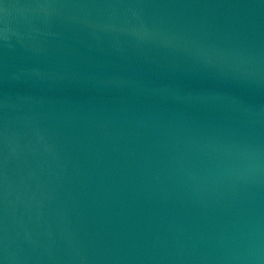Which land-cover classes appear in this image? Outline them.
Instances as JSON below:
<instances>
[{
	"label": "water",
	"instance_id": "water-1",
	"mask_svg": "<svg viewBox=\"0 0 264 264\" xmlns=\"http://www.w3.org/2000/svg\"><path fill=\"white\" fill-rule=\"evenodd\" d=\"M0 264H264V0H0Z\"/></svg>",
	"mask_w": 264,
	"mask_h": 264
}]
</instances>
